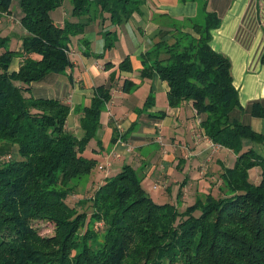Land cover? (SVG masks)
<instances>
[{
  "label": "trees",
  "instance_id": "1",
  "mask_svg": "<svg viewBox=\"0 0 264 264\" xmlns=\"http://www.w3.org/2000/svg\"><path fill=\"white\" fill-rule=\"evenodd\" d=\"M69 1L73 18L58 23L52 12L64 0H20L22 52L0 33V264H264V157L254 147L263 135L245 120L247 114L264 118V99L242 106L230 58L211 45L221 19L207 9L208 0H202V22L159 15L161 24L174 29L161 28L160 40L140 55V74L168 83L170 107L191 101L199 130L233 151L234 164L223 166L215 187L198 192L185 211L156 201L143 185V170L130 164L89 197L69 202L88 191L98 159L85 150L101 127L116 73L95 88L83 109L82 136L67 128L71 106L33 95L32 83L65 74L72 66V37L84 35L91 24L99 27L105 50L112 49L120 26L147 0ZM5 13L12 14L11 0H0V18ZM171 33L169 41L165 36ZM19 55L24 59L11 72ZM118 68L132 71L130 56ZM137 84L125 79L122 89ZM153 99L150 93L145 106ZM257 167L254 181L250 172ZM35 221L53 222L54 234L41 235Z\"/></svg>",
  "mask_w": 264,
  "mask_h": 264
},
{
  "label": "crops",
  "instance_id": "2",
  "mask_svg": "<svg viewBox=\"0 0 264 264\" xmlns=\"http://www.w3.org/2000/svg\"><path fill=\"white\" fill-rule=\"evenodd\" d=\"M196 4L197 1L192 0H147L140 12L134 13L127 23L120 26L119 38L110 50H105V39L99 27L91 24L84 35L72 37V66L67 72L53 81L32 83L33 95L56 97L71 106L67 128L82 136L83 109L90 106L95 88L109 84L110 75L116 73L112 99L101 114V127L85 150V155L98 159L95 168L103 172L101 177L92 172L90 188L98 187L106 177L130 164L143 170V185L162 192V196H168V201L176 204L188 199L183 185L191 179L195 163L199 165L200 176L206 183L200 187L203 190L198 188L196 193L209 191L218 180L222 167L234 164L236 155L233 151L223 146L213 148V141L207 137L196 138L194 131L199 121L191 101L170 107L168 83L158 75L142 79L140 74L143 68L140 55L160 40L158 32L161 28L172 30L168 27L170 23L161 24L159 15L193 18L197 13ZM70 9L69 5L61 13L54 10L53 18L58 23L72 19L66 12ZM207 9L221 19L220 26L212 30L211 45L230 58L233 82L242 106L264 99V0H208ZM12 15L0 18V33L12 36L10 47L20 50L25 30L19 20L15 19V23L10 20ZM184 31L193 32L191 28ZM167 38L172 39V34ZM84 39L90 41V48ZM100 53H104L103 56H97ZM127 56H130L133 70L120 71L118 66ZM19 58L13 59L11 70L19 69ZM107 62L113 66L107 67ZM125 79L138 84L126 92L122 89ZM150 93L154 95L153 103L145 106ZM245 120L263 135V142L254 144V147L264 157V118L247 114ZM175 141H180V144ZM222 149L234 154L233 164H229L228 158L225 162L220 158L214 162L215 154ZM100 164L107 166L100 169ZM157 184L162 188H155ZM152 197L159 202L161 195Z\"/></svg>",
  "mask_w": 264,
  "mask_h": 264
},
{
  "label": "rangeland",
  "instance_id": "3",
  "mask_svg": "<svg viewBox=\"0 0 264 264\" xmlns=\"http://www.w3.org/2000/svg\"><path fill=\"white\" fill-rule=\"evenodd\" d=\"M69 3H70V1L69 0H64V5H63V7H65V8H63V7H60V8H57L58 9V13L60 12L61 13V11H63L64 9H68L69 8ZM197 13H196V16L195 17H193L196 21H198V22H202L203 21V6H202V0H199L198 2H197ZM11 10H12V13H13V15H12V17L10 18V20H15V19H17V20H19L20 21V19H21V17H22V14H23V11H22V8H21V5H20V0H11ZM68 12V14L70 15V10L69 11H67ZM11 15V13L9 14V13H5L4 15H3V17H9ZM175 18V17H174ZM176 19H178L181 23H184V21H185V19H180V18H176ZM16 21H14V23H15ZM177 26L179 25V24H176ZM174 28H172V30H173ZM192 33H194V35H197L196 33H195V31H193ZM172 34V33H171ZM10 37V39H12V36H9ZM22 37V36H21ZM166 37V36H165ZM167 39H169V41H172V39L171 38H167ZM10 43H11V41H10ZM11 48V47H10ZM70 48H72L71 46H70ZM12 49V48H11ZM12 50H15V49H12ZM1 51V50H0ZM15 51H18V52H22L23 51V47H22V45H21V48H20V50H15ZM16 57H20L19 59H20V64H21V62H22V60L24 59V57L22 56V55H19V56H16ZM16 57H14V58H16ZM13 58V59H14ZM13 61V60H12ZM12 63V62H11ZM20 67V66H19ZM9 70L12 72V71H17L16 69H14V70H11V65H10V68H9ZM197 127V129L194 131V134L199 130V124L196 126ZM203 137H205V136H203ZM197 138V137H196ZM198 139H200V138H198ZM212 141V140H211ZM176 143H177V145H179L180 144V141H175ZM213 143L214 142H212V146H213ZM152 147H154V145H152ZM217 147L218 148H220L221 147V145H217ZM215 153V151L213 152V154ZM234 157V154H232V152H229L228 150H225V149H222L221 151H219V153H216L215 154V160H214V162H216L217 163V159L218 158H220L223 162H225V161H227L226 159L228 158L229 160H230V162H229V164H233V160H232V158ZM98 163V162H97ZM213 163V162H212ZM211 163V164H212ZM188 165H190V161H188ZM259 171H260V168H256V169H252V171L250 172L251 174V178H252V180H254V181H256V179H258V175H259ZM257 172V173H256ZM93 173H94V175H97V176H99V177H101V176H103V172L101 171V170H97L96 168H95V170L93 171ZM92 173V174H93ZM208 177V179L210 178V176H207ZM191 179L189 180V182L188 183H186V184H184L183 186H185L184 187V189H185V191L187 192V194H188V199L187 200H185V202H182L181 201V203H176V205L178 206V208H179V210L180 211H185L186 210V208L189 206V205H191V204H193L194 202H195V199H194V195L196 194L197 195V190H198V188L200 189V187L201 186H203V185H205L206 183H205V178H203V177H201L200 176V172H199V165L197 164V163H195V165H194V168H193V170H192V173H191V177H190ZM216 182H217V179L215 180ZM215 182V183H216ZM159 186V188H162L160 185H155V188L156 187H158ZM144 187L146 188V190L149 192V194L151 195V196H153V195H157V194H159L160 193V195H161V197H160V203H165V202H169L168 200H169V198H168V196H166V195H164L163 194V196H162V192H160V191H154L153 189H150V188H148V187H146V185H144ZM92 190H93V187H89L88 186V191L84 194V195H78V196H71L68 200H69V202L70 203H72V205H76V203L78 202V199L79 198H85V197H89V195L92 193ZM200 190H203V189H200ZM199 192H201V191H199ZM215 190H214V194H215ZM201 193H203V192H201ZM198 194H200V193H198ZM159 200V199H158ZM33 225L38 229V231H39V233L41 234V235H44V236H50V235H53L54 234V232H55V224L53 223V222H50V221H35L34 223H33ZM99 226V225H98ZM100 227V226H99Z\"/></svg>",
  "mask_w": 264,
  "mask_h": 264
},
{
  "label": "built area",
  "instance_id": "4",
  "mask_svg": "<svg viewBox=\"0 0 264 264\" xmlns=\"http://www.w3.org/2000/svg\"><path fill=\"white\" fill-rule=\"evenodd\" d=\"M199 125H200V122L198 123ZM195 136L197 137V138H202L203 136H205L200 130H198L196 133H195ZM206 137V136H205ZM217 145L218 144H216V143H213V148H218L217 147ZM106 166L107 165H104V164H100L99 165V168H101V169H105L106 168Z\"/></svg>",
  "mask_w": 264,
  "mask_h": 264
}]
</instances>
